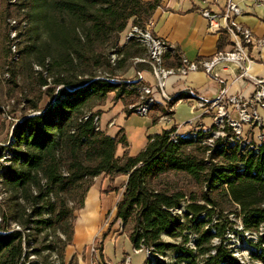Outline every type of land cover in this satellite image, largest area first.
Wrapping results in <instances>:
<instances>
[{
    "label": "trees",
    "instance_id": "1",
    "mask_svg": "<svg viewBox=\"0 0 264 264\" xmlns=\"http://www.w3.org/2000/svg\"><path fill=\"white\" fill-rule=\"evenodd\" d=\"M31 3V18L36 27L41 25L54 33V37L67 38L68 50L74 54L81 53L79 46H102L113 40L117 45L118 37L131 20L135 24L147 25L159 6V1L143 0H32ZM25 7L23 3L11 6L7 0L0 4V29L6 31L0 34V45L7 43L10 54L14 40L7 32V28L11 29L8 18L11 9L14 15ZM67 16L71 19V25L78 23L87 26L85 40L75 29L73 35H69L71 33L64 25ZM225 41L224 37L221 38V51L226 45ZM135 45L132 42L127 48L130 57L140 55L139 52L130 54ZM31 50L29 48L28 52ZM164 59L170 62L167 67L178 65V55L168 53ZM41 64L45 72L49 71L45 60ZM115 76L103 79L92 76L84 86L60 90L52 105L45 109L40 108V97L28 100L29 115L26 114L25 119L14 127L15 149L9 152L12 159L0 173L5 191L12 196L11 201H18L19 196L25 200L29 198L31 200L27 201L38 211L37 217H41L46 208L51 215V218L45 220H32L29 217L25 222L26 227L30 224L59 226L68 235L67 243L62 247L64 257L66 248L74 243L75 224L71 220H74L76 211L84 208L87 194L94 185L93 180L102 175L111 178V181L125 176V190L117 204L115 219L120 220L124 227L133 225L134 229L128 236L133 248L149 250L152 261L155 255L177 249L180 263L198 264L192 250L166 244L161 238L163 234L175 236L182 228V223L173 216L172 211L179 207L185 195L172 192L165 182L172 174H179L206 189L200 198L207 205H199L196 198H193L186 213L192 222L204 213L208 217L207 222H198L196 228L199 255H206L203 264H240L224 245L227 231L233 229L224 225L220 228L221 222L213 226L216 231L205 227L212 221L216 209L224 211L225 201H231L243 214L244 230L259 232L264 224V147L258 152H242L240 145L220 147L219 143L207 160L209 148L202 145V141L210 133L200 132L197 137L178 134L173 139L177 128L172 127L149 137L146 148L138 156H130L125 131L120 130L115 137L108 135L102 129H97V115L90 113L92 102L99 100L100 105L104 106L108 96L115 94L113 100L125 104L127 115L134 114L133 109H128V106L135 105L134 102L129 104L126 99H139V89L136 87L129 90L124 82L115 81ZM50 79H53L54 85L77 84L74 81L55 79L53 75L45 78L43 72L40 74V85L49 86ZM190 98L188 93L179 95L180 100ZM178 102L174 99L168 103L167 108L162 104H154L149 113L154 123L158 122V114L165 117L168 113L172 117ZM1 107L0 102V114L3 112ZM119 146L124 148L122 156L117 153ZM190 147L195 149L190 150ZM114 191L112 187L106 190L107 193ZM76 199L79 202L75 208H70L67 200ZM41 202L43 206L37 207ZM15 203L17 207L23 208V212L27 211L21 204ZM6 218L8 221V216ZM216 238L221 239L220 246H213L212 241ZM24 243H27L25 233L7 231L6 234H0V264H24ZM262 245L264 234L257 244L259 250ZM99 251L104 259V248L101 245ZM259 254H264V249Z\"/></svg>",
    "mask_w": 264,
    "mask_h": 264
},
{
    "label": "rangeland",
    "instance_id": "2",
    "mask_svg": "<svg viewBox=\"0 0 264 264\" xmlns=\"http://www.w3.org/2000/svg\"><path fill=\"white\" fill-rule=\"evenodd\" d=\"M7 1L11 6L23 3L26 4V7L14 15V11L11 9L8 18L11 29L7 28V32L9 31L10 38L14 40L11 44L12 53H9L7 43L0 45V102L1 108H3V112L0 114V171L9 165L10 159H12L9 152L15 149L13 129L16 124L25 119L26 114L29 115L28 100L40 97V108L45 109L52 105L60 90L84 86L92 76L103 79L116 75L115 81L124 82L130 88L129 90L138 87L139 99H126L129 104L134 102L135 105H138L141 102V88L156 85V80L152 74V64L154 62L150 47L144 44L141 38V32L146 29L147 25L143 23L135 24L131 20L127 28L118 37L117 45L113 43L114 40L112 39L113 41H109L102 46H79V48L81 47V53L74 54L68 50L67 38L54 37V33L41 25L36 27L35 21L31 18L33 16L32 0ZM2 2L4 0H0V4ZM65 19H68V16ZM12 21H16L17 25H11ZM69 21L71 19L64 22L68 32L71 33L69 35L72 36L73 29H75L76 33L85 40L87 26L78 23L73 26ZM5 32L4 29H0L1 35ZM112 37L114 38V36ZM132 42H135L136 45L130 54L139 52L140 55L136 57H130L127 52V48ZM29 48H32L31 52H28ZM43 60L47 64L49 70L47 72L41 64ZM163 62V68H169L167 66L170 65V62L165 59ZM43 72L45 78L53 75L55 79L74 81L77 84L73 86L54 85L52 84L53 79H50V85L43 87L40 85V74ZM139 73H143L145 81L138 82ZM114 96L115 94L109 95L104 106L100 105L99 100L92 102L93 106L90 113H96V117L100 118V128L110 136L115 137L120 130L125 131L130 156H138L146 148L149 137L172 128L168 126V117H163L164 115L161 114L157 115L159 117L157 123H154L152 114L141 116L134 113L128 116L125 104L122 101L115 102L113 100ZM191 102L194 101L189 100L176 109L174 118L176 125L188 129V127H191L190 123L202 115L200 110L192 113V107L189 104ZM167 114L166 116H170ZM87 115L90 114L87 113ZM234 117L236 118V114ZM192 130H196V127L188 129L182 135L191 134ZM194 149V147H190V150ZM117 153L120 156L123 155L124 148L119 146ZM2 181L3 178L0 176V234H6L7 231H17L27 235V243L23 244V250L26 254V257H23L25 258L24 264H123V260L128 256L131 257L132 264H155L156 260V264L159 262L160 264H184L180 263L177 258V249H169L165 254L155 255L153 261L148 260L151 256L149 257L146 249H140L142 252L139 254L134 252L135 249H132L128 239L129 234L134 229L133 225L128 224L124 227L120 221H116V212L114 213V208L120 202L122 190L124 189L125 183H123L124 177L122 176L117 177L114 181L109 178V184H112L115 194H105L104 206L105 209L111 212L102 222L97 242L79 253L74 250L73 245L69 246L66 248L64 257L62 256V247L67 243L68 235L59 226L50 227V225L45 224H30L26 227L25 225L29 217L32 220L51 218L48 209L46 208L43 211L41 217H37L38 211L32 206L31 202L27 201L31 199L27 198L25 200L22 196H19L18 201H11L12 196L5 191ZM165 182L172 192H181L185 195V198L181 200L179 207L172 211L173 216L182 223V228L177 231L175 236L163 234L161 238L166 244L183 246L192 250L198 264H203L206 255H199V249L196 246L198 238L196 228H198V222L202 220L207 222L208 217L204 213L192 222L189 221L186 213L187 207L192 203L193 198H196L199 205H207L200 198L201 193L206 192L205 186H199L189 177L179 174H172L165 179ZM93 183H96V178ZM15 202L25 207L27 211L23 212V208L17 207ZM78 202L79 199L67 200L70 208H75ZM224 205V211L216 209L212 221L207 223L205 228H212L213 231H216L213 226L221 222L220 228L224 225L228 229L237 230L235 237L226 245L227 249L239 252L251 264H257L258 262L264 264V254L255 253V251H259L257 244L264 234V224L261 225L258 233L243 230V214L239 207L231 201H225ZM40 206H43V202L37 207ZM6 216H8V221ZM71 222L75 224V228L78 223L77 242L81 243L88 240L97 232L100 224L96 207L89 205L88 209L83 211L82 214L81 211H76L75 218ZM105 241H107L105 254L108 259L105 257L102 259L99 251L100 245L104 248ZM217 242L221 243V239H214L212 241L213 246L221 245ZM93 249H95L94 254L92 253ZM260 256L262 258H259ZM116 257H120L117 262L114 261Z\"/></svg>",
    "mask_w": 264,
    "mask_h": 264
},
{
    "label": "built area",
    "instance_id": "3",
    "mask_svg": "<svg viewBox=\"0 0 264 264\" xmlns=\"http://www.w3.org/2000/svg\"><path fill=\"white\" fill-rule=\"evenodd\" d=\"M224 1V9L219 14L213 13L210 9H204L200 12L202 17L209 22L210 28L213 31L224 32L230 41V49L219 51L209 59L189 60L181 55L177 48L152 34L154 26L152 21L147 24L146 29L141 32V38L142 42L150 47L154 62L152 64V74L156 80V87L151 85L142 87L140 90L142 92L140 96L141 102L138 105L130 106V109H133L135 114L147 116L154 104H162L167 108L168 103L174 99H177L179 102L183 101L179 99L181 93H188L191 99L196 102L197 110L201 111L202 115L200 119L210 117L213 122L210 128H206L202 123L195 124L194 120L190 123V126L191 129L196 127V130H192L191 134L187 133L184 135L186 137H197L200 135V132L210 133L202 141V145L209 148L206 155L207 160L210 157L211 151L219 143L221 144L220 147L224 145H240L242 152L250 150L258 152L264 147V77L260 78L251 74L252 66L256 63V60L250 53V48L261 49L264 46V38H257L251 29L238 22V18L245 13L238 4L233 0ZM255 2L264 9V0H255ZM11 25L15 26L17 22L12 21ZM168 53L178 55V65L176 67L163 68L164 57ZM230 67H234L237 70L236 81L244 80L255 87L252 95L245 96L240 93H229L228 83L216 70L217 68H221L223 71H227ZM196 72H203L219 86V91L214 98L207 99L189 88L173 95L168 94L166 83L169 78L176 76L183 78ZM142 81H145L143 73H139L138 82ZM235 114L236 118L234 117ZM165 117H168L167 120L170 123L171 116ZM99 121L100 118L96 117L97 129H101ZM177 135V133L174 134L173 139H176ZM2 171L3 169H1L0 173ZM124 190L125 187L122 192ZM242 229L244 230V226H242ZM236 233L237 230L234 229L227 231L225 236V240H227L224 245H227L235 237ZM262 249H264V245H262L259 251L255 252L262 253ZM134 252L139 254L142 250H135ZM92 253H95V249L92 250ZM214 253L212 252V254ZM230 253L240 264H251L239 252L230 251ZM147 254L149 257L151 256L148 260H152L149 250H147ZM123 264H132L131 257L128 256L124 259ZM257 264L263 263L258 262Z\"/></svg>",
    "mask_w": 264,
    "mask_h": 264
},
{
    "label": "crops",
    "instance_id": "4",
    "mask_svg": "<svg viewBox=\"0 0 264 264\" xmlns=\"http://www.w3.org/2000/svg\"><path fill=\"white\" fill-rule=\"evenodd\" d=\"M144 2L159 1V6L155 10L151 20L154 24L152 31L153 34L169 43L171 46L177 48L181 55L185 56L191 61L209 59L220 50L221 38H225L226 45L222 50L230 49V41L224 32H216L210 28L209 22L202 17L200 12L204 9H210L213 13H221L225 6L224 0H143ZM245 13L238 18V22L243 26L251 29L254 35L261 39L264 38V9L258 6L255 0H233ZM251 56L256 60V63L252 66L251 74L256 77H264V46L261 49L250 48ZM222 78L226 80L229 87L230 94L240 93L245 96L253 94L255 87L244 80L236 81L237 70L234 67H230L227 71H223L221 68L216 70ZM192 89L199 95L204 96L207 99L214 98L219 91V86L213 82L203 72H196L188 75L187 77H171L167 80L166 91L168 94H175L185 89ZM194 101L193 99H187L178 102L174 107V115L171 117L169 127H176L177 134L182 135L191 127L183 128L176 125L175 111L183 103L187 101ZM192 107V113L199 112L196 108V102L189 103ZM201 112V111H200ZM195 118V117H194ZM206 118V119H205ZM196 118L195 124L202 123L206 128H210L211 118ZM211 125V126H210ZM107 133V132H106ZM108 134V133H107ZM109 135V134H108ZM120 156V155H118ZM122 156V155H121ZM124 177L123 183L126 182L127 177ZM109 178L102 175L96 178V183L89 190L85 199V206L81 210L88 209L89 205L96 207L97 216L100 221L97 232L88 240L78 243L77 242V226L75 228V237L73 248L75 251L81 252L96 242L99 237L100 228L105 217L111 212L105 209V194L112 184H109ZM103 192H105L103 194ZM109 195L115 194V192L107 193ZM108 195V196H109ZM116 206V205H115ZM113 212V211H112ZM116 207L114 208V213ZM81 217V215H80ZM79 217V220H80ZM120 221V220H119ZM79 222V221H78ZM121 222V221H120ZM122 224V222H121ZM129 239V238H128ZM116 240V239H113ZM130 241V240H129ZM103 256L108 259L105 254V244ZM132 249V243L130 241ZM122 257V256H120ZM120 257L114 260L117 262Z\"/></svg>",
    "mask_w": 264,
    "mask_h": 264
},
{
    "label": "water",
    "instance_id": "5",
    "mask_svg": "<svg viewBox=\"0 0 264 264\" xmlns=\"http://www.w3.org/2000/svg\"><path fill=\"white\" fill-rule=\"evenodd\" d=\"M16 125H17V124H16ZM16 125H15V126H16ZM13 130H14V129H13Z\"/></svg>",
    "mask_w": 264,
    "mask_h": 264
}]
</instances>
